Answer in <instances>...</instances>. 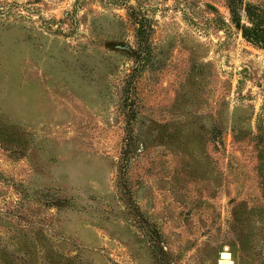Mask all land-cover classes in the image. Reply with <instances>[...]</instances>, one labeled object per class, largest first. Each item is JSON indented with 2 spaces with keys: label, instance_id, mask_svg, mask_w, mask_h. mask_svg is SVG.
<instances>
[{
  "label": "rangeland",
  "instance_id": "1",
  "mask_svg": "<svg viewBox=\"0 0 264 264\" xmlns=\"http://www.w3.org/2000/svg\"><path fill=\"white\" fill-rule=\"evenodd\" d=\"M227 250L264 264V0H0V264Z\"/></svg>",
  "mask_w": 264,
  "mask_h": 264
},
{
  "label": "bare ground",
  "instance_id": "2",
  "mask_svg": "<svg viewBox=\"0 0 264 264\" xmlns=\"http://www.w3.org/2000/svg\"><path fill=\"white\" fill-rule=\"evenodd\" d=\"M226 253H228V254L223 256L221 262H222V264H231L232 263V256H231V254H229L230 252H228V250Z\"/></svg>",
  "mask_w": 264,
  "mask_h": 264
},
{
  "label": "trees",
  "instance_id": "3",
  "mask_svg": "<svg viewBox=\"0 0 264 264\" xmlns=\"http://www.w3.org/2000/svg\"><path fill=\"white\" fill-rule=\"evenodd\" d=\"M235 9H236V7L233 6V7H232V11H233V13H235V11H234ZM139 30H140V28H139ZM251 30H252V29L244 28V29H243V32H244V33L246 32V34H245L246 37H248V38L250 37V38L253 39L254 36H253V34L251 33Z\"/></svg>",
  "mask_w": 264,
  "mask_h": 264
},
{
  "label": "water",
  "instance_id": "4",
  "mask_svg": "<svg viewBox=\"0 0 264 264\" xmlns=\"http://www.w3.org/2000/svg\"><path fill=\"white\" fill-rule=\"evenodd\" d=\"M224 255H226V254H222V256H224Z\"/></svg>",
  "mask_w": 264,
  "mask_h": 264
}]
</instances>
